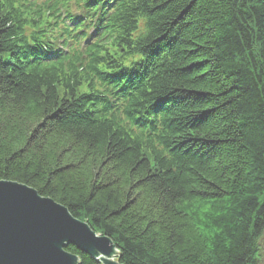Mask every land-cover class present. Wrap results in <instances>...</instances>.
<instances>
[{"label": "trees", "instance_id": "trees-1", "mask_svg": "<svg viewBox=\"0 0 264 264\" xmlns=\"http://www.w3.org/2000/svg\"><path fill=\"white\" fill-rule=\"evenodd\" d=\"M57 1L44 18L0 0V180L66 208L119 264H261L264 0H74L99 14L83 70L43 52Z\"/></svg>", "mask_w": 264, "mask_h": 264}, {"label": "water", "instance_id": "water-1", "mask_svg": "<svg viewBox=\"0 0 264 264\" xmlns=\"http://www.w3.org/2000/svg\"><path fill=\"white\" fill-rule=\"evenodd\" d=\"M73 246L99 264H119L111 240L26 185L0 180V264H79Z\"/></svg>", "mask_w": 264, "mask_h": 264}, {"label": "bare ground", "instance_id": "bare-ground-1", "mask_svg": "<svg viewBox=\"0 0 264 264\" xmlns=\"http://www.w3.org/2000/svg\"><path fill=\"white\" fill-rule=\"evenodd\" d=\"M104 0H95L96 8H102L103 7ZM93 232V231H92ZM95 234V233H94ZM116 250V249H115ZM117 251V250H116Z\"/></svg>", "mask_w": 264, "mask_h": 264}, {"label": "rangeland", "instance_id": "rangeland-1", "mask_svg": "<svg viewBox=\"0 0 264 264\" xmlns=\"http://www.w3.org/2000/svg\"><path fill=\"white\" fill-rule=\"evenodd\" d=\"M261 250H262L261 264H264V242H261Z\"/></svg>", "mask_w": 264, "mask_h": 264}]
</instances>
